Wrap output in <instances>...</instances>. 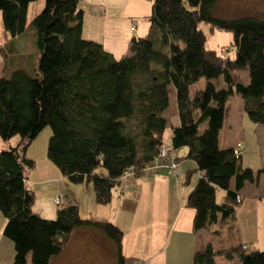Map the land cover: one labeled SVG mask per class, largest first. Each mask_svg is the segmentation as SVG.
Wrapping results in <instances>:
<instances>
[{
  "label": "trees",
  "instance_id": "1",
  "mask_svg": "<svg viewBox=\"0 0 264 264\" xmlns=\"http://www.w3.org/2000/svg\"><path fill=\"white\" fill-rule=\"evenodd\" d=\"M34 1L0 0L3 27L13 39L25 32ZM218 1L153 0L148 35L133 38L130 55L121 60L83 38L80 0L45 1L31 21L40 53L37 70L0 78V138L20 136L17 146L0 152V213L6 220L3 235L14 245L12 264H27L29 257L31 264H50L80 227L104 232L121 249L123 233L111 222L82 219L74 200L53 220L33 212L26 183L36 164L26 152L47 126L52 131L47 158L71 184L92 188L99 204L111 201L125 172L142 177L167 146L177 164L182 149L184 158L196 163L182 181L189 185L197 175L185 203L195 211L194 232L220 235L235 219L239 193L246 183L258 182L264 169L254 172L242 165L234 148H220V124L229 98L239 95L249 119L264 127V20L218 19ZM202 24L232 33L233 59L207 47ZM242 70L248 73L246 83ZM202 79L205 87L193 89ZM222 82L225 88L219 87ZM170 87L176 92L179 126L169 146L163 113ZM219 191L226 193V202H217ZM215 256L227 263L264 264V252H247L242 244L217 250L208 244L194 253V264H215ZM119 264H124L121 254Z\"/></svg>",
  "mask_w": 264,
  "mask_h": 264
},
{
  "label": "rangeland",
  "instance_id": "2",
  "mask_svg": "<svg viewBox=\"0 0 264 264\" xmlns=\"http://www.w3.org/2000/svg\"><path fill=\"white\" fill-rule=\"evenodd\" d=\"M45 1L36 0L29 4L26 30L15 39L5 31L0 12V47L4 51L3 53L0 51V78H10L16 70H24L30 75H33L37 70L40 53L37 46V34L31 25V21L42 11ZM98 1L108 3L107 0H80L79 2L78 8L83 11L86 10L83 20V23H86V28L88 25L92 27L90 21L91 18H94L93 12L95 13V11L93 7ZM113 1L118 8L108 9L105 14L103 13L105 16L104 19L100 20L101 32L105 38L106 46L115 53L114 58L121 60L127 51L126 41L133 38H145L148 35L153 0ZM215 16L221 20L242 17H255L264 20V0H219ZM201 28L207 36V47L209 49L231 59L234 58V51L230 48L231 42H233L232 33L221 30L210 31L209 26L206 24H202ZM85 32L83 36L86 35L87 32ZM240 77L245 83L249 80L247 71L242 70ZM205 85L206 81L202 79L193 89L204 88ZM245 103L246 101L237 95L229 98L226 105L228 111L224 116L222 115L221 119L219 146L222 149L227 148L240 140V143L244 146L241 153L244 158L243 166L257 169L260 165L261 155L264 156L260 149L257 131V128H260L261 125L249 119L244 110ZM171 115L172 112L167 114V116ZM231 126L232 128H230ZM168 133L169 128L165 133V138L168 137ZM51 134V128L49 126L45 127L32 141L26 152L27 158L35 161L36 164L35 168L27 173L28 182L26 183L27 188L34 197L32 210L43 219L53 220L56 218L57 210L62 205H56L55 198L60 193L66 195L70 190L76 196L82 219L86 220L98 215L112 222L118 221L120 218L119 225L123 228L125 235L127 234L128 250L130 251L147 250V239L151 235L164 236L161 246L165 247L166 237L170 236L167 250L169 264H190L189 251L195 246V241L199 245L198 249L208 244H211L215 249H225L243 242L246 245L247 252H264V196L258 199L259 214L257 209L253 208L254 203L248 202L247 199L243 201L245 204L243 210L239 209L240 203H238L235 219L229 220L228 225L221 229L222 233L220 235L200 231L198 235H195L192 242L191 236L184 235L183 231L180 232L183 229L181 218L176 225H173L170 220L176 213L175 204H178L180 200L185 201L190 188L197 180L196 173L191 177L190 184L185 185L182 183L180 172H178V175H169L166 170L159 173L144 170L145 174L142 177H134L129 183V187L116 186L112 190V198L108 204L97 203L92 188L84 189L79 185L71 184L69 181L60 184L58 178L56 182L38 185L35 182L36 176L38 177L41 172H44L46 166L50 165L51 168H55L59 172L57 167L49 161L46 154L47 143ZM19 142L20 136L18 135L9 140L0 138V152L17 146ZM157 173L162 178L154 180L151 175H157ZM167 178L176 181V184L169 183ZM216 200L218 203L226 202V193L224 191L217 192ZM168 217H170V220ZM5 221L2 213H0V227ZM170 224L171 228H169ZM230 226H232V230H229ZM77 229L91 230V232H98L105 236L104 232L94 228L80 227ZM214 263L231 264L227 263L221 256H215Z\"/></svg>",
  "mask_w": 264,
  "mask_h": 264
},
{
  "label": "crops",
  "instance_id": "3",
  "mask_svg": "<svg viewBox=\"0 0 264 264\" xmlns=\"http://www.w3.org/2000/svg\"><path fill=\"white\" fill-rule=\"evenodd\" d=\"M107 2L108 3L103 2V1H98V3H96V5L93 7L95 13L93 12L94 18H91V21H90V25L92 27H90L88 25V27L86 28V23L85 22L83 23V33L85 31L87 32V33L85 32L86 35L83 36V38L86 40H92V41H95V42L102 44L106 51H108L112 55H114L115 54L114 51L112 49H108V47L106 46L105 38L101 32L102 29H101L100 20H102V18L105 16V15H103V13L105 14L108 9L114 10V9H117L118 6L114 4L113 0H107ZM83 12H84V18H85L86 10H84ZM148 32H149V29H148ZM83 33H82V35H83ZM130 42H131V40L126 41V50L127 51H126L124 57L129 56V54H130ZM2 49L3 48L0 47V51L3 53L4 51ZM239 75H240V73H239ZM219 87L225 88V84L222 82ZM237 96H239V95H237ZM227 111H228V108L226 110V113H227ZM169 112H172L171 116H167V114ZM163 117L168 120L167 129L169 128L168 137L165 138V133L167 131V129H166V131L164 133V139H165V143L170 146L173 128L179 126V117H178L177 105H176V92H175V89L173 87L169 88V107L163 113ZM173 121H174V123H172ZM205 125H206V127L208 126L207 123ZM230 128H232V126ZM257 131L259 134L260 149L264 153V127H263V125H261L260 128H257ZM241 134H243V133H241ZM238 143H240V140L237 141L236 144L234 143L235 145L233 144L232 146L227 147V148H235V146ZM219 144H220V132H219ZM227 148H223V149H227ZM186 153H187L186 149H182V150L177 151V154L180 158V160L178 161L177 175L179 174L178 172H180L182 174V177H181L182 181L184 180L188 171L196 168V163L193 160L184 158ZM243 162H244V158L241 154L242 165H243ZM246 168H250L254 172H257L261 169H264V156L261 155L260 165L257 169L252 168V167H246ZM160 171H164V169L158 170L157 172L159 173ZM158 173H157V175H151V177L154 180L155 179L156 180L161 179L162 177L159 176L160 174H158ZM169 175H171V174H169ZM57 178L59 179L60 184L62 182L67 181L62 176L60 171L57 172V170L55 168H51V166L48 165V166H46V170L44 172H41V174H39L38 177L36 176L35 182H37L38 185H45L46 183H49V182H56ZM132 179L133 178H131L129 181L125 182L124 184H121L120 186L124 185L125 187H127V186L129 187L130 186L129 183H131ZM167 179H168L167 181L169 183L172 182L173 185H174V183L176 184V181L174 182V180H172L170 178H167ZM27 182H28V180H27ZM79 186L81 188L85 189L84 186H82V185H79ZM131 187H132V184H131ZM231 188H233V182L231 184ZM60 194L63 195L62 193H60ZM239 195L241 197L240 208H239L240 210L245 209V206H244L245 204L243 203V201L247 199L248 202L254 203L253 208L257 209L258 214H259L260 209H259L258 199H261L264 196V174L260 175L258 182L246 183L244 189L239 193ZM64 196H65L66 202H69L71 200L76 201L75 194L70 190H68V193H66V195H64ZM186 198H187V196L185 197V201L180 200V201H178V204H175L176 205V213L171 220H170V217H168V218L170 221L173 222V225H176V223L181 218L180 221H181V225H182L183 229H181L180 232L183 231L184 235L191 236V240L193 242V238H195V235H198V233L200 231L194 232V230H193V220H194V216H195V211L192 209H189L185 206ZM183 209H185V210H183ZM237 211H236V214H237ZM91 218H96L99 220L108 221L105 219V217L98 216V215H97V217H91ZM108 222H110V221H108ZM5 223H6V221L0 227V264H12V262L14 260V255H15L14 245L9 239L4 237V235H3V229L5 226ZM111 223L114 224L123 233V239H122V243H121L122 249H119L118 246L116 245V243L114 241H112L106 235L102 236L98 232L97 233L91 232V230L75 229L71 233L69 241L66 244L65 248L61 251V253L59 255H57L51 259L50 264H119L120 254L122 255V257L124 259V264H169L168 263L169 257L167 254V250L169 248L168 247V240H169V238L171 239L170 236L166 237L165 242H167V243L165 244V247L163 245L161 246V242L163 241L164 236H161L162 237L161 238L160 236H157V235L156 236L151 235V236H149V239H147L148 240L147 241V244H148L147 250H145V251L139 250V252L130 251V250H128L127 234L125 235L123 228L119 225L120 224V218L118 219V221L115 220V221H112ZM155 226H157V224H155ZM169 228H171V224H170ZM93 231H95V230H93ZM208 234H210V233H208ZM239 244H242L246 247V245L243 242L239 243ZM157 246H158V248H157ZM198 247H199V245H197V241H195V246L192 247L189 251L190 252V260H189L190 264H194V253L197 250H199ZM120 250H121V252H120ZM215 250H217V249H215ZM27 264H31L30 257L28 258ZM231 264H238V261L234 260Z\"/></svg>",
  "mask_w": 264,
  "mask_h": 264
},
{
  "label": "built area",
  "instance_id": "4",
  "mask_svg": "<svg viewBox=\"0 0 264 264\" xmlns=\"http://www.w3.org/2000/svg\"><path fill=\"white\" fill-rule=\"evenodd\" d=\"M243 149H244L243 144L238 143L234 148V154L240 155ZM177 168H178V164L176 160L171 155L169 148L165 146L160 150L159 156L156 159V161L153 164H151L149 167H146L144 170L152 172V171H158V170L164 169L169 174L177 175ZM134 177H135V174L132 170L125 172L121 178V181H122L121 184H124L125 182L129 181L131 178H134ZM54 202L56 205H62V206L65 205L66 204L65 196L59 194L55 198Z\"/></svg>",
  "mask_w": 264,
  "mask_h": 264
}]
</instances>
